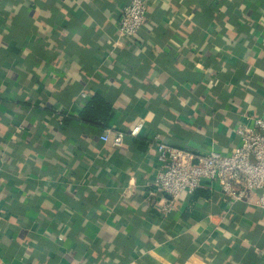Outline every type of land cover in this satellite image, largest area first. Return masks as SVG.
I'll return each instance as SVG.
<instances>
[{
	"label": "crops",
	"instance_id": "0c3cea01",
	"mask_svg": "<svg viewBox=\"0 0 264 264\" xmlns=\"http://www.w3.org/2000/svg\"><path fill=\"white\" fill-rule=\"evenodd\" d=\"M127 1L0 0V264H264L256 192L204 181L163 215L154 188L158 142L227 155L264 119V0H148L132 41Z\"/></svg>",
	"mask_w": 264,
	"mask_h": 264
},
{
	"label": "built area",
	"instance_id": "2783aa9c",
	"mask_svg": "<svg viewBox=\"0 0 264 264\" xmlns=\"http://www.w3.org/2000/svg\"><path fill=\"white\" fill-rule=\"evenodd\" d=\"M119 37L132 41L148 18V0H128L120 8ZM139 124L131 135L141 129ZM236 134L240 144L229 154L210 151L194 154L164 143L156 144L161 170L154 182L157 193L165 196L160 211L173 210L181 194H192L203 187L204 181L216 184L222 196L230 202L239 201L246 192H256V207L264 211V119L254 120L252 127L239 126ZM100 140L112 147L123 144L122 132L106 131Z\"/></svg>",
	"mask_w": 264,
	"mask_h": 264
},
{
	"label": "trees",
	"instance_id": "16d2710c",
	"mask_svg": "<svg viewBox=\"0 0 264 264\" xmlns=\"http://www.w3.org/2000/svg\"><path fill=\"white\" fill-rule=\"evenodd\" d=\"M112 118L111 106L99 95L92 96L80 114L81 121L101 128L108 127Z\"/></svg>",
	"mask_w": 264,
	"mask_h": 264
}]
</instances>
